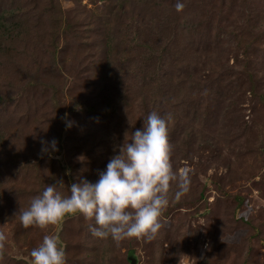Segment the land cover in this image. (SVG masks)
I'll return each mask as SVG.
<instances>
[{"label": "rangeland", "instance_id": "1", "mask_svg": "<svg viewBox=\"0 0 264 264\" xmlns=\"http://www.w3.org/2000/svg\"><path fill=\"white\" fill-rule=\"evenodd\" d=\"M0 22V264L51 232L65 264H264V0H0ZM161 85L189 190L156 236L97 238L79 213L21 226L48 183L96 178Z\"/></svg>", "mask_w": 264, "mask_h": 264}, {"label": "clouds", "instance_id": "2", "mask_svg": "<svg viewBox=\"0 0 264 264\" xmlns=\"http://www.w3.org/2000/svg\"><path fill=\"white\" fill-rule=\"evenodd\" d=\"M171 119V114L147 113L139 128L127 138L124 133L94 180L79 176L68 184L67 194L58 188L60 179L48 183L27 207L14 212L21 226L44 227L68 214L79 213L93 221L87 227L94 237L110 236L117 243L133 236L154 238L170 201L189 190L186 170H176L171 163ZM65 126L70 127L71 121H65ZM48 148L56 150L54 138L42 151ZM4 239L0 233V241ZM29 255L31 264H65L64 247L54 232L43 235Z\"/></svg>", "mask_w": 264, "mask_h": 264}, {"label": "trees", "instance_id": "3", "mask_svg": "<svg viewBox=\"0 0 264 264\" xmlns=\"http://www.w3.org/2000/svg\"><path fill=\"white\" fill-rule=\"evenodd\" d=\"M0 26H4V30H2V33H12L11 32V29L10 28H8V26H5V25H2V23L0 22ZM199 77H196V78H192V81H193V83H194V81H195V79L197 80ZM180 83H181V80H179L178 81V83H177V85L179 86L180 85ZM163 88H162V85L161 86H159V87H157V90H155V92H153L152 93V95H151V97H150V100L149 101H147V102H145L146 104H148V105H150V106H153L152 108H154V109H150L151 111H156L158 114L160 113L157 109H156V102L158 101L157 100V97L159 96V95H162V94H164V95H167V93L164 91V90H162ZM150 111L149 110H147L146 111V113H149ZM133 257V256H132ZM129 260H130V256H129ZM130 262H131V260H130Z\"/></svg>", "mask_w": 264, "mask_h": 264}, {"label": "water", "instance_id": "4", "mask_svg": "<svg viewBox=\"0 0 264 264\" xmlns=\"http://www.w3.org/2000/svg\"><path fill=\"white\" fill-rule=\"evenodd\" d=\"M131 264H135V258L130 256Z\"/></svg>", "mask_w": 264, "mask_h": 264}]
</instances>
